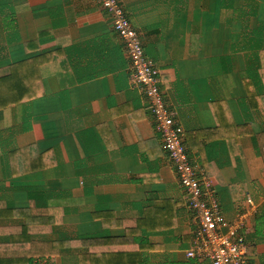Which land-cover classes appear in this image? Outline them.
<instances>
[{
  "label": "crops",
  "instance_id": "obj_1",
  "mask_svg": "<svg viewBox=\"0 0 264 264\" xmlns=\"http://www.w3.org/2000/svg\"><path fill=\"white\" fill-rule=\"evenodd\" d=\"M120 1L205 193L264 264V0ZM17 64L41 83L0 108V225L49 228L23 256L210 264L187 257L194 213L98 0H0V73Z\"/></svg>",
  "mask_w": 264,
  "mask_h": 264
},
{
  "label": "built area",
  "instance_id": "obj_2",
  "mask_svg": "<svg viewBox=\"0 0 264 264\" xmlns=\"http://www.w3.org/2000/svg\"><path fill=\"white\" fill-rule=\"evenodd\" d=\"M111 17L113 29L122 40L130 62L131 81L146 97L160 135L162 147L171 160L186 201L196 219L192 246L187 257L208 260L210 264H248L247 244L242 222L228 225L218 200L207 196L184 142V129L167 104L158 70L149 59L139 33L133 27L120 0H98ZM251 202V201H250ZM227 227V231H223Z\"/></svg>",
  "mask_w": 264,
  "mask_h": 264
},
{
  "label": "trees",
  "instance_id": "obj_3",
  "mask_svg": "<svg viewBox=\"0 0 264 264\" xmlns=\"http://www.w3.org/2000/svg\"><path fill=\"white\" fill-rule=\"evenodd\" d=\"M24 72V64H17L0 73V108L17 105L34 98L36 88L40 86L41 81L37 72L29 73V76H24ZM4 216L0 212V220ZM43 228L45 227L42 224L30 223V221L26 227L0 225V264H36L35 258L24 257L22 254L24 248L32 252L38 248L35 243L28 245L25 237L31 238L49 229Z\"/></svg>",
  "mask_w": 264,
  "mask_h": 264
}]
</instances>
